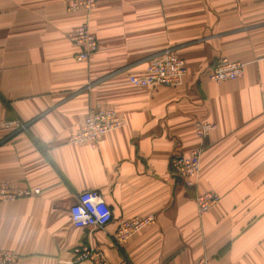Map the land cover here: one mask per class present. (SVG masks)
<instances>
[{
  "label": "crops",
  "instance_id": "crops-1",
  "mask_svg": "<svg viewBox=\"0 0 264 264\" xmlns=\"http://www.w3.org/2000/svg\"><path fill=\"white\" fill-rule=\"evenodd\" d=\"M86 18L98 48L79 61L67 33ZM165 49L185 62L182 84L127 82ZM221 57L242 63V77L210 80ZM99 107L123 126L70 142ZM12 119L26 129L0 130V181L40 189L0 202L12 264H91L74 261L80 246L109 264H264V0H97L88 17L64 0H0V120ZM196 121L216 127L185 187L170 161L198 145ZM88 189L111 210L105 227L71 223ZM206 191L219 201L199 214L194 197ZM146 217L116 239L123 222Z\"/></svg>",
  "mask_w": 264,
  "mask_h": 264
},
{
  "label": "built area",
  "instance_id": "built-area-1",
  "mask_svg": "<svg viewBox=\"0 0 264 264\" xmlns=\"http://www.w3.org/2000/svg\"><path fill=\"white\" fill-rule=\"evenodd\" d=\"M68 11H83L88 17L95 8L97 0H64ZM85 21L67 33V39L77 48L75 59L88 60L97 50L98 43L95 35L90 31L88 21ZM187 74L184 60L170 49H165L154 55L147 64L145 72L140 75H129V84L148 87L155 85L178 86L183 83ZM243 75V64L221 57L212 64L209 79L214 82L235 80ZM124 124L122 116L114 110L97 108L91 111L81 127L71 132L69 141L73 143L94 144L101 140L109 131L118 129ZM216 125L208 121H196L193 125L194 134L199 143L187 154L175 155L170 161L171 172L181 179L185 187L195 184L193 180L199 174L200 158L203 142ZM26 124L19 119L0 120V130L8 132L23 131ZM39 188L23 189L11 181H0V202L10 201L19 197L37 195ZM197 212L204 214L219 201V195L213 191L198 193L194 197ZM70 219L75 227H105L111 220V210L102 194L96 189L80 192L76 201L70 206ZM152 217L125 221L116 232L118 241L126 238L130 233L140 229ZM17 258L10 250L0 249V264H12ZM88 260L91 264H109L105 256L91 246H80L74 249V261ZM195 264H210L207 256L199 257Z\"/></svg>",
  "mask_w": 264,
  "mask_h": 264
},
{
  "label": "water",
  "instance_id": "water-1",
  "mask_svg": "<svg viewBox=\"0 0 264 264\" xmlns=\"http://www.w3.org/2000/svg\"><path fill=\"white\" fill-rule=\"evenodd\" d=\"M179 181L181 182V179L178 176H176L175 177V182H179Z\"/></svg>",
  "mask_w": 264,
  "mask_h": 264
}]
</instances>
